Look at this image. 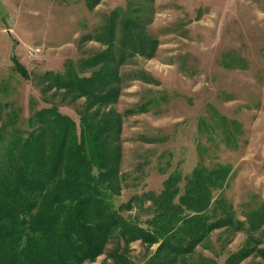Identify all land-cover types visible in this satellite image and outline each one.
<instances>
[{
  "label": "rangeland",
  "instance_id": "rangeland-1",
  "mask_svg": "<svg viewBox=\"0 0 264 264\" xmlns=\"http://www.w3.org/2000/svg\"><path fill=\"white\" fill-rule=\"evenodd\" d=\"M138 5L101 0L90 9L86 0H0V109H17L19 125L28 129L32 112L53 106L78 127L85 98L72 101L64 89L48 88L45 72H62L70 62L88 76L94 68L81 69L80 62L106 47L96 39L105 19L116 8L134 12ZM151 10L146 31L157 42L156 54L133 56L120 67L125 83L112 106L123 114L125 186L115 204L159 193L174 171L184 177L196 165L223 163L230 166L223 193L243 219L264 201V0H154ZM16 58L27 78L14 70ZM138 106L146 111L124 116ZM147 205L123 210V218L144 222ZM210 236L196 250L224 264L248 235L215 230ZM127 246L134 264L157 248L140 239ZM113 247L110 241L106 253ZM83 264L114 263L102 254ZM239 264L264 260L251 254Z\"/></svg>",
  "mask_w": 264,
  "mask_h": 264
},
{
  "label": "trees",
  "instance_id": "trees-1",
  "mask_svg": "<svg viewBox=\"0 0 264 264\" xmlns=\"http://www.w3.org/2000/svg\"><path fill=\"white\" fill-rule=\"evenodd\" d=\"M100 1L86 4L92 9ZM138 2L134 12L116 8L105 19L96 39L106 47L80 62L81 69L94 68L88 76L70 62L62 72H45L48 88L64 89L72 101L85 98L78 127L53 106L32 112L28 129L19 125L17 109H0V264H83L102 254L114 264H134L127 245L137 239L147 247L157 244L142 264H218L196 250L215 230L248 235L224 264H239L251 254L264 260V247L258 248L264 244V201L239 218L223 193L227 164L196 165L184 177L174 171L159 193L115 204L125 186L123 114L112 107L125 83L120 67L136 55L154 57L157 48L145 17L154 0ZM13 61L27 78L22 63ZM135 111L146 106L124 116ZM146 203L144 222L123 218V210ZM110 241L114 247L106 253Z\"/></svg>",
  "mask_w": 264,
  "mask_h": 264
}]
</instances>
